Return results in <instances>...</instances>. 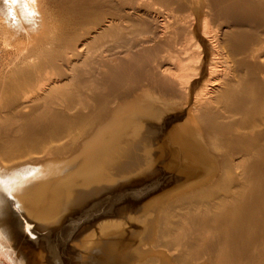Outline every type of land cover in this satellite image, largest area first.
I'll return each mask as SVG.
<instances>
[{
    "label": "bare ground",
    "instance_id": "obj_1",
    "mask_svg": "<svg viewBox=\"0 0 264 264\" xmlns=\"http://www.w3.org/2000/svg\"><path fill=\"white\" fill-rule=\"evenodd\" d=\"M0 264H264V0H0Z\"/></svg>",
    "mask_w": 264,
    "mask_h": 264
}]
</instances>
